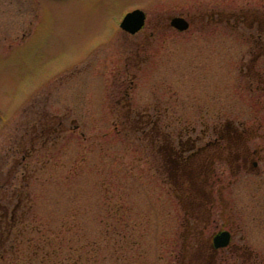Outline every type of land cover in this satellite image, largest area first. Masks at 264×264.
Masks as SVG:
<instances>
[{"label": "rangeland", "instance_id": "rangeland-1", "mask_svg": "<svg viewBox=\"0 0 264 264\" xmlns=\"http://www.w3.org/2000/svg\"><path fill=\"white\" fill-rule=\"evenodd\" d=\"M258 14L264 0H0V227L22 231L0 264H264V54L234 25ZM171 145L199 149L207 197L177 195Z\"/></svg>", "mask_w": 264, "mask_h": 264}, {"label": "trees", "instance_id": "trees-1", "mask_svg": "<svg viewBox=\"0 0 264 264\" xmlns=\"http://www.w3.org/2000/svg\"><path fill=\"white\" fill-rule=\"evenodd\" d=\"M191 147L192 145H189V147H183L182 150L180 147H178L179 149H176V151H174V147L172 145L165 146V149L163 152V163L166 169V177H168L169 183L174 184V187H175L174 190L177 193V195L181 198H183L185 195L189 196L191 200L194 201L193 197L195 195H199V193L203 197L206 195H204V193L201 192L205 188H199L198 186L199 189L196 191L198 192V194H194L193 189H191L192 186L190 185L189 179L191 176H193L192 172L194 171V169H201L202 167H204L203 165H200V164L194 165L193 163L194 155L195 156L197 155L199 149L195 150L197 152L191 151L193 152L191 155L185 156V150L193 149V147L192 148ZM204 169H208V167L206 166V168ZM186 180L189 181L188 184L184 183ZM203 197H201V200L203 202H206L205 198ZM19 200H17L16 204L14 205L15 211H19L22 207V204H20ZM15 211H12V213L14 214ZM15 225H16V220L14 219V216H12L10 224L7 221L1 222L0 246L4 248L8 246L11 248L12 247L10 244L11 241L12 240L17 241L19 238H21L20 236H21L22 231L20 228L14 229ZM0 256L1 257L4 256V251L0 250Z\"/></svg>", "mask_w": 264, "mask_h": 264}, {"label": "water", "instance_id": "water-1", "mask_svg": "<svg viewBox=\"0 0 264 264\" xmlns=\"http://www.w3.org/2000/svg\"><path fill=\"white\" fill-rule=\"evenodd\" d=\"M145 20V12L142 9L135 8L128 11L122 17L119 26L122 30L135 33L142 28ZM170 25L175 29L182 31L188 28V21L182 16H172ZM230 241V232L228 230H220L212 237V245L215 248L224 247Z\"/></svg>", "mask_w": 264, "mask_h": 264}, {"label": "flooded vegetation", "instance_id": "flooded-vegetation-1", "mask_svg": "<svg viewBox=\"0 0 264 264\" xmlns=\"http://www.w3.org/2000/svg\"><path fill=\"white\" fill-rule=\"evenodd\" d=\"M180 16H182V15H180ZM238 17L239 16L234 17V25L238 24L239 22H242L246 25H255L257 31L259 32L257 39H255V46L257 48V53L251 55V57H250V61H257L260 59L259 55L264 54V18H263V16L258 14L255 18H253L251 21L246 23V21H244V20H242V18H238ZM229 18L230 17H228L226 19L227 23H229ZM145 22H146V14H145V20H144L143 26H145Z\"/></svg>", "mask_w": 264, "mask_h": 264}]
</instances>
